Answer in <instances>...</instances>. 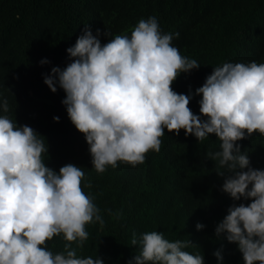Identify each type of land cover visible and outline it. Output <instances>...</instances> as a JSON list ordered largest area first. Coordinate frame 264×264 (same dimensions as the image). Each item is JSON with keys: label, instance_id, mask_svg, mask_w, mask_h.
Masks as SVG:
<instances>
[{"label": "clouds", "instance_id": "obj_1", "mask_svg": "<svg viewBox=\"0 0 264 264\" xmlns=\"http://www.w3.org/2000/svg\"><path fill=\"white\" fill-rule=\"evenodd\" d=\"M99 35L85 25L67 49L71 62L44 77L51 92L57 85L65 92L62 104L85 137L95 171L115 169L118 162L143 164L147 153H159L165 129L177 136L183 130L198 143L215 135L220 150L206 158L225 177L222 191L233 201L251 200L231 206L215 235L236 244L244 264H264V170L250 167L238 143L254 133L264 136V63L214 67L195 91L202 97L196 115L189 107L191 91L172 88L181 73L200 68L173 46L179 33H162L157 19L149 17L139 20L130 36L115 35L102 45ZM0 110L10 111L7 99L0 100ZM53 120L58 123L59 117ZM45 153L44 137L0 115V264H104L101 258L77 256L89 238L86 226L105 224L83 190L84 169L69 163L57 173L46 166ZM204 227L196 225L198 231ZM57 236L66 243L53 254L48 242ZM131 244L138 253L128 264H204L203 255L185 250L195 246L189 240L169 241L162 232L133 233ZM214 255L223 260L220 251Z\"/></svg>", "mask_w": 264, "mask_h": 264}, {"label": "trees", "instance_id": "obj_2", "mask_svg": "<svg viewBox=\"0 0 264 264\" xmlns=\"http://www.w3.org/2000/svg\"><path fill=\"white\" fill-rule=\"evenodd\" d=\"M149 17L157 19L162 33H179L173 46L200 65L181 73L172 85L179 94L191 91L189 107L196 115L202 97L195 91L214 67L264 63V0H0V100L7 99L10 107L0 115L45 138L47 167L57 173L69 163L84 169L83 190L94 198L105 224L86 226L89 238L76 249L78 257L128 264L138 253V246L131 244L133 233L139 237L157 231L169 241L189 240L195 246L185 250L203 255L204 264H244L238 246L215 235L231 206L251 203L233 201L222 191L225 177L206 158L207 152L220 150L215 135L198 143L183 130L177 136L165 129L159 153L150 151L136 167L118 162L100 174L84 135L62 104L65 92L57 85L53 93L44 83L53 67L63 70L71 62L67 49L85 25L94 36L99 30L103 45L115 35L130 36L139 20ZM42 60L49 63L41 65ZM238 143L248 153L250 167L264 170V136L254 133ZM197 223L205 227L198 231ZM65 243L57 236L48 248L57 254ZM217 251L222 261L214 255Z\"/></svg>", "mask_w": 264, "mask_h": 264}]
</instances>
